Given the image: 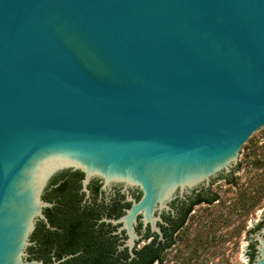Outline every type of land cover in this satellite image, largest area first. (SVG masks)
<instances>
[{"label": "water", "instance_id": "water-1", "mask_svg": "<svg viewBox=\"0 0 264 264\" xmlns=\"http://www.w3.org/2000/svg\"><path fill=\"white\" fill-rule=\"evenodd\" d=\"M262 134L264 0H0V264H41L23 256L63 167L140 189L132 239Z\"/></svg>", "mask_w": 264, "mask_h": 264}, {"label": "flooded vegetation", "instance_id": "flooded-vegetation-1", "mask_svg": "<svg viewBox=\"0 0 264 264\" xmlns=\"http://www.w3.org/2000/svg\"><path fill=\"white\" fill-rule=\"evenodd\" d=\"M82 169L63 167L43 188L40 213L26 249L28 260L41 264H133L141 252L163 255L171 235L173 240L183 227L175 231L184 212L206 204L202 195L211 193L214 183L190 196L175 197L169 209L153 214L154 224L137 214L131 223V239L123 217L133 201H139L140 189L120 181L106 183L99 175L87 178Z\"/></svg>", "mask_w": 264, "mask_h": 264}, {"label": "rangeland", "instance_id": "rangeland-1", "mask_svg": "<svg viewBox=\"0 0 264 264\" xmlns=\"http://www.w3.org/2000/svg\"><path fill=\"white\" fill-rule=\"evenodd\" d=\"M227 175L230 182L218 176L210 188L218 200L193 209L155 264H251L250 247L264 238V134Z\"/></svg>", "mask_w": 264, "mask_h": 264}, {"label": "trees", "instance_id": "trees-1", "mask_svg": "<svg viewBox=\"0 0 264 264\" xmlns=\"http://www.w3.org/2000/svg\"><path fill=\"white\" fill-rule=\"evenodd\" d=\"M224 179L227 180L228 182H230V180L228 178H224ZM202 200H206L205 203L210 205V204L216 202L218 199H217V195L216 194L204 193L202 195ZM190 211H191V207L188 208L184 212L183 216L181 217V220H180L179 224L175 228V231L178 228L183 226V224L185 223L186 219L188 218V215H189ZM258 227L259 226H257V228ZM172 245H173V240H172V235H171L170 242L167 244L166 248H170ZM250 249H251L250 261L252 262L253 259H254V256H255L254 244L251 245ZM136 256H138L139 259L138 260L134 259L133 264H152L154 262V260L158 259L160 261L161 257H162V255L160 253H150V252H147V251L138 253V254H136ZM81 257L82 256H79V258H81Z\"/></svg>", "mask_w": 264, "mask_h": 264}]
</instances>
